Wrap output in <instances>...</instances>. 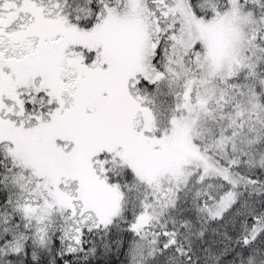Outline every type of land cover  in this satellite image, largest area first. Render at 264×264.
<instances>
[{
  "label": "snow or ice",
  "instance_id": "1",
  "mask_svg": "<svg viewBox=\"0 0 264 264\" xmlns=\"http://www.w3.org/2000/svg\"><path fill=\"white\" fill-rule=\"evenodd\" d=\"M0 264H264V0H0Z\"/></svg>",
  "mask_w": 264,
  "mask_h": 264
}]
</instances>
